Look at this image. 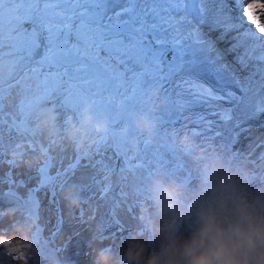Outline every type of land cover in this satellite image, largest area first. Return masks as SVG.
Segmentation results:
<instances>
[{
    "label": "snow or ice",
    "instance_id": "snow-or-ice-1",
    "mask_svg": "<svg viewBox=\"0 0 264 264\" xmlns=\"http://www.w3.org/2000/svg\"><path fill=\"white\" fill-rule=\"evenodd\" d=\"M232 2L239 23L216 7L226 0H0V153L5 150L4 98L13 88L24 100L11 118L10 129L23 126L27 131H31L30 123H40L49 113L70 110L79 115L89 107L95 118L101 111L97 98L103 95L113 104L119 98L121 111L123 101L133 99L138 110L158 111L160 115H153L151 136L165 139L179 129H157L156 122L182 125L185 112L191 111L194 123L203 124L204 114L196 112L198 108L212 109L208 114L221 121L230 120L234 112L245 118L264 112V36L259 35L264 33V0ZM247 22L249 30L237 36V43L229 49L243 47L233 64L223 61L200 30L207 25L209 30L227 32ZM6 65L7 78L13 81L7 87ZM204 76H211L215 85L206 83ZM158 94L163 108L158 107ZM50 101L56 112L48 107ZM222 101L231 107L222 108ZM109 136L114 137L110 146L121 154L126 151L124 145L141 143L135 124L125 122L118 132L107 127L96 142L97 151ZM87 156L85 149L67 168L50 174L54 157L46 155L36 169L38 184L29 190L27 200L11 191L8 195L29 216L36 214L39 201L35 193L41 189L48 188L55 196L57 190L71 188L70 197L78 196L84 186L70 183V175L80 166L81 157ZM4 162L16 166L14 161ZM137 167L129 165L121 172ZM98 187L101 198L112 190L111 182ZM120 195L127 199L128 193ZM4 245H12L10 251L19 252L18 259L26 256L19 238L0 240V246Z\"/></svg>",
    "mask_w": 264,
    "mask_h": 264
},
{
    "label": "rangeland",
    "instance_id": "rangeland-1",
    "mask_svg": "<svg viewBox=\"0 0 264 264\" xmlns=\"http://www.w3.org/2000/svg\"><path fill=\"white\" fill-rule=\"evenodd\" d=\"M227 3L230 5L231 2ZM227 8L233 7L230 5ZM233 9L229 10L232 16L226 9L224 12L233 17L235 20L233 23H238V20L234 19L237 15L235 5ZM244 19L246 20V17ZM206 26H200L203 34ZM259 35L264 36V33ZM204 36L209 39L205 34ZM5 59L7 61V58ZM222 59L233 64L231 59L226 57ZM202 79L210 85H215V80L211 76H204ZM11 83L13 81L7 78L6 65V87ZM231 90L240 95L235 88ZM97 99L101 111L95 118L103 120L109 131L118 132L125 122L134 123L137 116H147L152 120L153 115H160L158 111L138 110L134 99L123 101L124 111L119 107V98L115 104L107 95ZM22 100L24 97L17 96L15 88L4 98L5 123L2 131L5 150L0 153V210L3 211V215L0 216V240L19 238L23 244L21 251L26 256L18 259L20 253L11 252L12 245L0 246V264H94L97 248L104 245L115 248L123 235L137 226V204L144 195V186L155 168L163 167L195 182L196 170L193 162L177 149L174 142V135L185 128L190 127L201 137L213 139L225 153H232L237 157L253 154L264 159L262 117L264 113L263 115L256 113L245 118L234 112L230 120L221 121L218 116L208 114L213 111L212 109L198 108L195 111L204 114L203 124L194 123L195 117L191 111L185 112L182 125H161L156 122L157 129L165 128L169 132L173 128L179 129L166 139L163 136L146 138L141 134L139 146L124 145L126 151L123 154L110 146L114 143L112 136L100 145L99 151L96 150V143L86 148L88 156L81 157L80 166L71 173L69 181L84 186L79 195L70 197L71 188H65L63 192L57 190L55 196L48 188L41 189L35 193L39 201L36 214L29 216L24 206L8 193L14 192L21 200H27L29 190L38 184L39 176L36 169L43 164L46 155L54 157V166L49 171L50 174H55L56 171L67 168L85 149L77 150L74 145L65 141L66 122L78 118V115L70 110L55 115L52 136L41 130L40 123H30L27 127L31 131H27L23 126L19 129H10L11 118L18 113ZM220 103L222 108L231 107L226 101ZM164 106L158 94V107ZM48 107L56 112L51 101ZM126 112H131L132 115L128 117L125 115ZM259 129L262 133L256 136L254 131ZM145 139L149 143L144 144ZM169 145L173 146L172 149ZM20 151L24 153L22 156L14 155ZM101 160L103 164L97 163ZM4 161H14L16 166L12 167ZM129 165L140 167L122 173L121 169H126ZM108 182H111L112 190L101 198L98 185L103 186ZM122 191L128 193L127 199L121 197ZM37 228L40 229L38 234Z\"/></svg>",
    "mask_w": 264,
    "mask_h": 264
},
{
    "label": "clouds",
    "instance_id": "clouds-1",
    "mask_svg": "<svg viewBox=\"0 0 264 264\" xmlns=\"http://www.w3.org/2000/svg\"><path fill=\"white\" fill-rule=\"evenodd\" d=\"M55 120L53 113L42 117L41 130L54 135ZM134 124L151 136L149 117L137 116ZM106 130L86 107L66 122L64 138L84 150ZM174 142L193 162L195 182L155 168L137 204V226L115 248H97L94 264H264V159L225 153L190 127Z\"/></svg>",
    "mask_w": 264,
    "mask_h": 264
},
{
    "label": "bare ground",
    "instance_id": "bare-ground-1",
    "mask_svg": "<svg viewBox=\"0 0 264 264\" xmlns=\"http://www.w3.org/2000/svg\"><path fill=\"white\" fill-rule=\"evenodd\" d=\"M228 1L231 2L230 5H231V7L234 8V4H232L233 3L232 0H226V2H228ZM230 5L228 3L227 4L225 3L222 6L221 5H217L216 7L217 8H220V7L225 8L229 12V14H230V11L229 10L230 9L231 10L233 9V8H227V6L229 7ZM234 13H236V12H234ZM232 21H235V20H232ZM238 23H239V21H238ZM241 27H243V28H241ZM241 27H240V29H237V30H229V31L225 32L223 28H214L212 30H209V28L206 26V27H204V29H205L204 34L207 36V38H209L208 40H210L212 42V45L214 46V48L217 50V52L223 58L226 57L227 59H231L232 61H234L235 55L238 52H243V47L237 49L236 51H229V49H230V47H232V45H234L235 43H237V41H236L235 38L237 36H239V34L241 36L243 34V32L249 30V23L248 22L247 23H244L243 25H241ZM252 27L254 28L255 25H252ZM234 31H236V33ZM257 43H261V41H257ZM233 66L238 67V65H233ZM263 113L264 112H260L259 114L260 115H263ZM262 117H264V115ZM261 119H263V118H261ZM263 121H264V119H263ZM263 121H262L261 125L263 124ZM254 132H256L255 133L256 136L259 135L260 133H262V131L260 129H259V131H256L255 130Z\"/></svg>",
    "mask_w": 264,
    "mask_h": 264
}]
</instances>
